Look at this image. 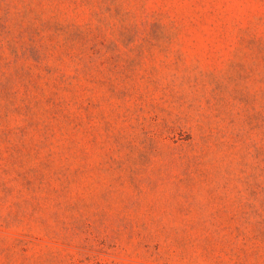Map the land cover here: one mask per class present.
I'll use <instances>...</instances> for the list:
<instances>
[{
    "label": "rangeland",
    "instance_id": "obj_1",
    "mask_svg": "<svg viewBox=\"0 0 264 264\" xmlns=\"http://www.w3.org/2000/svg\"><path fill=\"white\" fill-rule=\"evenodd\" d=\"M0 264H264V0H0Z\"/></svg>",
    "mask_w": 264,
    "mask_h": 264
}]
</instances>
